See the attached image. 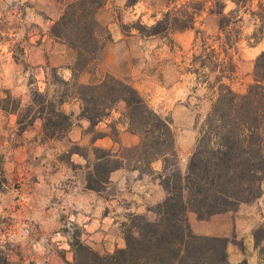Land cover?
Masks as SVG:
<instances>
[{"label": "trees", "instance_id": "obj_1", "mask_svg": "<svg viewBox=\"0 0 264 264\" xmlns=\"http://www.w3.org/2000/svg\"><path fill=\"white\" fill-rule=\"evenodd\" d=\"M106 2L69 0L51 29L56 39L76 52L73 87L82 101L81 117L90 121L94 128L118 103H123V116L129 131L141 136L140 145L129 149L136 150L131 158L113 150L94 148V160L87 166L86 187L95 192H102L109 183L110 174L124 168L128 160L144 167L133 165L134 170L150 172L156 160L163 159L164 171H167L169 158H177L172 119L152 109L128 81L105 74L89 83L78 82L82 73L103 59L107 39L102 34L98 12ZM207 3L208 0H190L166 11L154 25L138 24L136 28L143 37L194 29L196 17L205 10ZM225 7L221 3L217 11L212 9L220 16L222 30L230 25L229 18L237 12L225 14ZM254 15L259 21L254 36L263 37V4ZM67 96L50 98L33 90L32 101L25 108L26 117L23 118L21 100L6 93L5 98H0V110L17 113L21 131L40 119L45 137L60 139L74 126L73 116L61 110ZM73 146L69 155L79 153L78 145ZM173 166L177 167V163ZM159 179L167 196L152 209L155 219L131 214L123 224L125 247L113 253L98 252L82 240L81 233H76L70 243L73 264H231L227 252L231 240L196 235L188 215L193 212L204 220L215 214L236 211L241 204L252 203L263 193L264 52L255 61L254 82L245 93L220 85L217 98L199 128L186 172L177 168L169 175L161 174ZM0 264H11L1 249Z\"/></svg>", "mask_w": 264, "mask_h": 264}, {"label": "rangeland", "instance_id": "obj_2", "mask_svg": "<svg viewBox=\"0 0 264 264\" xmlns=\"http://www.w3.org/2000/svg\"><path fill=\"white\" fill-rule=\"evenodd\" d=\"M59 1L57 6H52L53 4L48 2L47 9L58 12L61 7L64 12L69 0ZM188 1L190 0H123L120 3V0H107L99 10V15L107 13L105 17L107 21L110 19L109 13H112L117 20L114 23L125 36L131 37L127 47L129 50L135 49L133 51L138 64L137 75L149 74L155 88L152 98H146V100L159 115L172 119L175 138L180 136L187 148L193 141L190 139L193 130L197 134V141L199 128L217 98L220 85H228L235 92L245 93L249 85L254 82L255 61L262 53L256 46L263 38L260 34L254 36L259 25L258 16L254 13L259 12L261 4L264 5V2L255 0L244 2L208 0L205 10L196 17L194 29L156 37H143L136 28L138 24L154 25L166 11L181 7ZM221 3L226 6L225 14L237 11L233 15L234 18H229L230 25L225 26L223 30L220 28V16L212 12V9L217 11ZM105 22L101 21L100 24L102 34L107 39V47L112 41V35ZM20 23V20L13 18L8 20V24L1 23L0 27L21 28ZM24 38V36L9 37L13 39L10 45L14 49L16 58L21 61L24 54L22 48ZM74 53L76 57V52ZM103 63L104 55L101 62L91 67L92 79L105 75ZM50 74L54 80L60 82L56 70L50 69ZM162 82L171 87L181 82V89L184 90L181 99L178 100L175 97L180 95L178 92L174 93V96L166 90H160L159 86L162 87V85L159 84H163ZM71 92L77 94L74 87L70 89L66 87L63 90V94L68 96ZM30 94L32 98V89ZM5 97L6 94L0 96V98ZM178 106L187 107L189 114L183 113L175 118L174 109ZM26 107L25 103L22 106L23 118L26 117ZM124 109L125 105L118 103L110 113L113 110L124 112ZM18 129L22 132L20 126ZM14 133L17 135L16 131ZM112 134L118 135L115 126L112 128ZM66 136L60 139L45 137L48 143H44L41 147L33 143L29 156L14 149L10 144L6 145L0 141V249L9 257L11 264H73L74 254L70 243L74 235L81 233L82 240L86 243L83 225L75 220L76 215L71 209L64 206L66 188L72 185L73 179L58 178L55 186L62 185L61 189L52 186L53 182L49 184V180L46 186H38L40 175L49 177L53 172H59L67 176L73 172L86 174L89 171L87 166L92 163H88L86 168H78L71 162L69 151L74 146L68 140L59 144V140H64ZM78 147L80 154L93 160L94 149ZM129 149L114 152H118L121 156L134 157L136 150ZM176 153L177 158L170 157L166 165L167 171H164V166L161 174L169 175L177 168L182 173L186 172L188 163L186 167H183L177 150ZM175 163L177 167L173 166ZM133 165L139 164L133 161L130 163L128 160L127 167L132 168ZM143 172L146 171L141 173ZM106 188L107 186L102 192L105 191L107 195L112 194V188L111 190ZM43 200L45 203L42 204ZM125 220H121V223L123 224ZM121 228L123 231V227ZM257 239H264V229L260 228L257 231ZM262 264H264V244L262 245Z\"/></svg>", "mask_w": 264, "mask_h": 264}, {"label": "crops", "instance_id": "obj_3", "mask_svg": "<svg viewBox=\"0 0 264 264\" xmlns=\"http://www.w3.org/2000/svg\"><path fill=\"white\" fill-rule=\"evenodd\" d=\"M58 1L0 0V24L4 22L8 24V20L13 18H17L22 24L21 28L0 27V96L10 93L20 98L23 106L25 103L29 105L32 101L31 89L45 93L50 98H58L63 94L64 88L73 87L75 53L51 33L52 26L60 19L63 10L60 7L58 12H51L47 9V3L57 6L60 3ZM255 1L264 2V0ZM121 2L123 0H120ZM106 14L99 15L98 12L99 22L106 21L112 35V41L104 51L103 72L128 81L145 98H152L155 89L152 79L149 74L137 75L138 64L133 51L135 49L129 50L127 47V42L131 37L125 36L114 23L117 20L112 13L108 15L109 21L105 20ZM15 36L25 37L22 40L24 53L22 61L16 58L14 49L10 45L13 39L9 37ZM256 48L260 52L264 51V36ZM50 69L56 70L62 82L53 79ZM92 77L90 69L80 75L78 82L89 83ZM162 83L159 84L162 85V87L159 86L160 90H166L173 95L178 92L180 95L174 96L178 100L181 99V94L183 95L184 92L181 89V82L173 84L172 87ZM82 107L80 98L76 93L71 92L62 104L61 110L73 116L74 126L64 140H59V144L68 140L72 145L87 147L91 150L102 148L113 151H122L140 145L141 137L129 131L128 124L124 120V112L113 110L110 115L92 128L90 121L81 117ZM183 113L189 114V109L185 106H178L174 109L175 118ZM18 119L17 113L0 110V141L6 145L10 144L14 149L29 156L33 143L40 147L48 143L43 131V121L37 119L28 129L19 132ZM113 126L117 129V136L112 134ZM191 127L193 129V124ZM196 136L193 130L190 134V139L193 141L188 148L184 146L180 136L176 138V150L183 167H186L193 152ZM93 160L79 153L71 155V162L82 168H86V165L91 164ZM163 167L164 161L159 159L153 162L150 172L141 173L127 165L115 170L110 174L106 188V190L112 188L113 192L110 195H107L105 191L95 192L87 189L85 172H73L67 176L59 172H53L49 177L40 175L38 186H46L49 180V184L53 182L51 185L58 189L62 186H55L58 178L73 179L72 185L66 188L64 206L71 209L76 215L75 220L83 225V236L87 244L98 252L113 253L125 247L121 227L131 214L147 215L150 219H155V214L152 212L153 207L162 203L167 196L159 179ZM262 189L263 193L260 198L252 203L241 204L236 211L215 214L204 220H200L195 213L190 212L188 218L192 231L196 235L230 239L231 243L228 245L227 252L231 264L242 262L262 264L264 239H257V231L260 228L264 229V182ZM43 203H45L44 200ZM123 219L126 220L122 224Z\"/></svg>", "mask_w": 264, "mask_h": 264}]
</instances>
